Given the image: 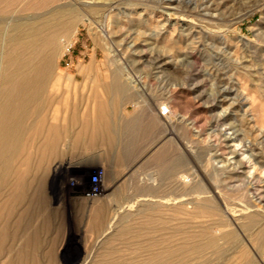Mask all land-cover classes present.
I'll use <instances>...</instances> for the list:
<instances>
[{"label": "rangeland", "instance_id": "1", "mask_svg": "<svg viewBox=\"0 0 264 264\" xmlns=\"http://www.w3.org/2000/svg\"><path fill=\"white\" fill-rule=\"evenodd\" d=\"M62 9L78 15L57 37L53 58L70 82L50 98L48 118L55 124L65 113L67 135L46 164L43 184L33 173L29 191L44 208L32 209L15 248L48 220L33 252L39 261L52 257L48 264H264V0H51L15 18L38 24ZM67 41L69 51L60 56ZM110 79L161 112L166 135L147 157L164 149L167 160L157 163L158 187L146 181L122 192L133 175L125 171L116 193L88 201L67 184L76 171L64 163L78 157L69 117L79 94L103 96L106 85L118 84ZM85 101L82 113L91 99ZM155 175L146 171V179ZM204 204L210 213L197 210ZM100 207L101 220L93 212ZM215 219L235 233L218 241L219 253L148 262Z\"/></svg>", "mask_w": 264, "mask_h": 264}, {"label": "bare ground", "instance_id": "2", "mask_svg": "<svg viewBox=\"0 0 264 264\" xmlns=\"http://www.w3.org/2000/svg\"><path fill=\"white\" fill-rule=\"evenodd\" d=\"M50 2L51 0H0V264H48L52 258L49 256V259L39 261L36 256L37 261L33 254L41 244L40 232L45 226L47 230L51 225L48 220L25 235L20 246L16 245L19 247L15 248L16 242L20 241V232L32 224V209L38 211L44 208V204L38 201L39 198L35 199L36 195L29 191L35 180L33 173L37 169V180L43 184L46 164L52 160V156L58 154L57 144L64 132L61 131L65 129V123H68L63 111V116L59 113L62 118L57 120L60 122L53 124L54 121L48 118V110L52 106L50 98L58 92L60 84L63 83L66 87L70 82V78L54 67L53 58L57 56V37L61 33H68L70 24L78 16L77 12L62 9L53 12L51 18L38 24L32 21L18 22L15 18L20 12L34 13L42 10ZM61 14L69 15L70 20L57 22L56 18ZM59 42L63 43L64 39L60 38ZM69 45L68 41L62 45L60 56L68 50ZM54 115L52 119H55ZM65 132L63 136L67 135ZM55 168L57 171V167ZM20 207L22 210L19 212L17 209ZM197 210L210 213L205 204L198 206ZM102 211L104 212L102 207L93 209L95 217L100 220ZM216 220L210 224L212 226L201 227L188 235L178 245H165L161 254H152L148 262H153L162 255L175 256L177 259L183 254L201 255L205 251L217 253L218 241L235 238V233L233 230L223 231L222 227L226 224L222 225L220 219V223ZM209 228L214 231L210 232ZM243 255L247 257L246 252ZM144 261L146 264V260Z\"/></svg>", "mask_w": 264, "mask_h": 264}, {"label": "crops", "instance_id": "3", "mask_svg": "<svg viewBox=\"0 0 264 264\" xmlns=\"http://www.w3.org/2000/svg\"><path fill=\"white\" fill-rule=\"evenodd\" d=\"M114 81L118 84L106 85L103 96L96 90L77 96L79 100L72 107L69 124L73 129L71 150L77 152L78 157L66 159L64 163L69 171H76L70 177L87 176L88 170L92 173L96 169H102L106 187L104 197L117 192V183L125 171H133V175L128 176L122 192H134L129 189L130 186L134 183L146 184V181L158 187L161 178L157 172V163L167 160L164 149L162 154H154L151 159L147 157L152 147L160 146L166 135L161 112L157 107H148L145 101L127 95L123 85L119 84L120 80L110 79V82ZM86 98L91 99L90 107L82 113L80 107L86 103ZM148 170L155 172L154 178L149 176L146 179Z\"/></svg>", "mask_w": 264, "mask_h": 264}, {"label": "built area", "instance_id": "4", "mask_svg": "<svg viewBox=\"0 0 264 264\" xmlns=\"http://www.w3.org/2000/svg\"><path fill=\"white\" fill-rule=\"evenodd\" d=\"M69 48L70 46L67 52ZM67 184L71 193L88 201H94L106 195L102 169H96L87 176L69 177Z\"/></svg>", "mask_w": 264, "mask_h": 264}]
</instances>
